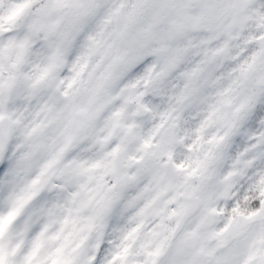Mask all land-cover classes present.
<instances>
[{
	"label": "clouds",
	"instance_id": "clouds-1",
	"mask_svg": "<svg viewBox=\"0 0 264 264\" xmlns=\"http://www.w3.org/2000/svg\"><path fill=\"white\" fill-rule=\"evenodd\" d=\"M4 264H264V0H0Z\"/></svg>",
	"mask_w": 264,
	"mask_h": 264
},
{
	"label": "snow or ice",
	"instance_id": "snow-or-ice-1",
	"mask_svg": "<svg viewBox=\"0 0 264 264\" xmlns=\"http://www.w3.org/2000/svg\"><path fill=\"white\" fill-rule=\"evenodd\" d=\"M6 165L0 164V169H2L3 167H5ZM19 210V205L13 207L12 209H10L7 213L6 216H4L2 219H0V227H2L3 225L7 224L16 214V212ZM0 264H4L3 262V256L0 255ZM29 264H30V258H29ZM53 264H57V262H53Z\"/></svg>",
	"mask_w": 264,
	"mask_h": 264
}]
</instances>
